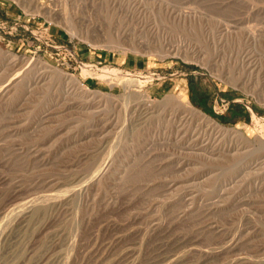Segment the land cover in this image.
Returning <instances> with one entry per match:
<instances>
[{
  "label": "rangeland",
  "instance_id": "374dc122",
  "mask_svg": "<svg viewBox=\"0 0 264 264\" xmlns=\"http://www.w3.org/2000/svg\"><path fill=\"white\" fill-rule=\"evenodd\" d=\"M39 1L0 0V264H264V0Z\"/></svg>",
  "mask_w": 264,
  "mask_h": 264
},
{
  "label": "bare ground",
  "instance_id": "6f19581e",
  "mask_svg": "<svg viewBox=\"0 0 264 264\" xmlns=\"http://www.w3.org/2000/svg\"><path fill=\"white\" fill-rule=\"evenodd\" d=\"M38 6H40V8H42V9H45V10H52V8H51V5H49V3H48V1H46V0H40L39 1V3L37 4ZM44 12H46V11H44ZM53 13V12H52ZM124 40V39H123ZM125 42V41H124ZM111 43V42H110ZM127 43V42H126ZM131 45V44H130ZM126 46V45H125ZM1 50V49H0ZM7 52V51H6ZM10 52V51H9ZM8 55V54H7ZM11 55V54H10ZM12 56H14V57H16V58H14V60L13 59H11V60H13V63L14 64H16L17 62H18V58L19 57H17V54L15 55V54H12ZM26 57V56H25ZM23 59V58H22ZM27 59V58H26ZM25 59V60H26ZM22 62V61H21ZM12 63V64H13ZM13 64V65H14ZM23 64V63H22ZM48 69H53L54 67L53 66H50L49 64H44ZM11 66V65H10ZM12 67V66H11ZM46 72H47V70H46ZM105 73L107 72V71H104ZM42 74H43V72H42ZM63 74V73H62ZM107 74H108V72H107ZM64 76V78H66V79H68V80H71L72 81V84L74 83V85H75V87H76V91L78 92H80V93H82V95L83 94H86V95H90V94H94V95H96L97 93H100V91H97V90H92L88 85H85L82 81H80V79L79 78H77L76 77V75L74 76V75H70V74H63ZM99 75V74H98ZM116 75V74H115ZM42 76V75H41ZM40 76V77H41ZM47 76V75H46ZM134 76V75H133ZM45 77V76H44ZM131 78V77H130ZM42 80V79H41ZM133 90V89H132ZM73 91V90H72ZM130 92H131V90H130ZM103 93V92H102ZM108 95H112L111 93H107ZM106 94V95H107ZM139 95V97H140V103L142 104V106H140V109H142V114H143V117H145L146 116V119L148 118V116H151V115H153L156 111H158L157 110V106H156V104L155 103H157V101L155 102V100H153L152 98H151V96L148 94V93H146V92H143V93H139L138 94ZM178 101H179V103H180V105L181 106H183L187 111H189V113H190V115H193V114H198V116H200V117H203V119H206V120H210V121H212L213 123H214V126H216V127H219L220 129L222 128V126L217 122V121H215V120H212V118H210L208 115H206L205 113H203L200 109H198V108H196L193 104H192V102L189 100H185L184 98H179L178 99ZM159 102V101H158ZM100 104V103H99ZM98 105V104H97ZM135 108V107H134ZM136 111V110H135ZM141 112V111H140ZM192 113V114H191ZM142 117V118H143ZM218 128V129H219ZM107 167H108V165H107V162H104L103 163V165L101 166V168L97 171V172H95V179H99V178H102V176H104V174H105V172H106V170H107ZM87 188H88V186H85V188H84V190H87ZM89 191V190H88ZM88 191H86V192H88ZM24 220V219H23ZM47 224V222L44 224V225H46ZM240 239V238H239ZM230 241V240H229ZM235 244V243H234ZM230 245V244H229ZM225 246V245H224Z\"/></svg>",
  "mask_w": 264,
  "mask_h": 264
}]
</instances>
